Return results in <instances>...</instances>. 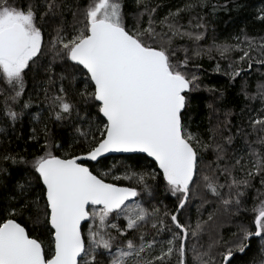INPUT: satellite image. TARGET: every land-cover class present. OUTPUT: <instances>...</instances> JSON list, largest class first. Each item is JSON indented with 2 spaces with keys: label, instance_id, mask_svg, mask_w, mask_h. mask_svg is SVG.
Instances as JSON below:
<instances>
[{
  "label": "snow or ice",
  "instance_id": "snow-or-ice-1",
  "mask_svg": "<svg viewBox=\"0 0 264 264\" xmlns=\"http://www.w3.org/2000/svg\"><path fill=\"white\" fill-rule=\"evenodd\" d=\"M204 6L190 0L159 17L151 0H0V132L29 114L28 78L80 148L63 150L45 124L38 154L0 151V264H232L253 238L252 264H264V83L244 92L260 107L242 108L236 124L231 110L221 118L208 103L207 125L194 131L191 112L202 87L196 61L239 53L228 64L235 80L245 65L264 66V39L244 34L202 47L208 25L195 9ZM183 12L195 13L186 24ZM112 152L142 153L151 163L125 165L123 175L89 166ZM161 185L175 198L171 207L153 203ZM221 213L245 214L233 239L198 246Z\"/></svg>",
  "mask_w": 264,
  "mask_h": 264
},
{
  "label": "trees",
  "instance_id": "trees-1",
  "mask_svg": "<svg viewBox=\"0 0 264 264\" xmlns=\"http://www.w3.org/2000/svg\"><path fill=\"white\" fill-rule=\"evenodd\" d=\"M157 1L158 0H152L151 2L157 3ZM225 4H227L226 8L221 7V5ZM205 5L206 6L203 7L205 9L199 7V9L195 10V12H198L205 17V21L208 20V15L212 12L213 5L217 6L216 10L220 11L221 18L218 22V26L215 27L216 29L208 28L205 40L200 42V44L204 42L202 43L203 46L201 45L202 47L207 48L211 46L213 42L208 41V38H216L220 32L224 33L227 30L232 33L233 31L234 33H241L242 37L246 34L259 41L264 39V21L258 19V13L256 14V6L264 5V0H205ZM200 9H203V11H198ZM230 9H232L233 12L235 11V14L232 16L231 14L233 12H230ZM194 14L195 13L189 12L182 14L181 22L186 24ZM68 19L70 20L71 17L69 16ZM213 21H217V19H214ZM176 43L186 42L177 41ZM219 61L222 63L223 67L225 66L228 68L229 62L234 61V59H221L219 55L213 51L211 58H209V55L205 54L199 61V64L202 67L197 74L201 77L202 87L200 91L193 94L194 98L191 112L194 131L197 130V125H200L201 129L207 125L206 118L209 114V109L207 108L208 103H212L214 106L218 107L219 111L217 115L221 118H223V113L225 111L231 110L234 114L231 118L232 123L236 124L238 122V116L236 114L239 113L242 108L253 107L257 102V100L251 102L245 100L244 92H248L249 95L255 94L257 84L264 83V66L254 63L252 67L253 69L249 70L245 65V71L241 73L240 77H236L235 80H233L228 75L214 70L213 65H217ZM256 70L257 72L255 73L254 71ZM250 73L252 74L251 76ZM26 79L27 86L24 98L27 99L28 97H31L32 107L27 110V113L29 114H26L21 121H18L14 128L7 123L3 125L5 131L0 132V151L19 152L24 156L38 154L41 144L43 143V135L40 130L45 124H47L56 142L62 146L63 150L79 153L80 148L72 143L74 132L71 128L62 126L61 124L56 123L53 119H50L52 113L47 110V104L44 100L43 93L39 91V87L36 86L31 79ZM207 89H215V91L210 92ZM15 110L19 111V108L17 107ZM36 113L40 114L39 121L34 119ZM32 128L37 130L39 141H33L30 139ZM205 156L206 161L208 162L213 159L211 153H206ZM101 160L102 163L99 164L89 162V166H94L101 171L112 170L115 175H123L125 165H130L132 169L139 171L142 169L147 170V165L151 163L149 158H147V160L145 159V155L110 156ZM10 170L13 172L18 171L16 168H10ZM107 179L109 182H115L117 184H129L128 181L124 180L112 181L111 177H108ZM157 184H159V179L157 180ZM256 187H259V185L256 184ZM155 195L157 199L154 200L153 203L158 206L161 201L169 207L174 203L175 198L171 197L170 194L165 193L162 185L159 187L158 191H156ZM255 196L256 192L254 190H249L246 193L248 207H251ZM208 211H211V205H206L204 209H201L204 219L207 218ZM188 215H190L192 220L195 221L197 218L196 208H190ZM248 215L251 214L249 213ZM244 218L245 214L242 213L240 217H234L230 220L227 215L221 213L217 220V225L220 226H214L212 229L207 230L199 240L198 246L207 245L210 240L213 239H233L232 232L236 231V223ZM119 223L123 225L126 221L121 219ZM258 247L259 239L253 238L251 241V248L246 250L245 253L234 252L232 264H252V260L256 255ZM189 260H192L191 252H189ZM218 261L219 257H217V264Z\"/></svg>",
  "mask_w": 264,
  "mask_h": 264
},
{
  "label": "rangeland",
  "instance_id": "rangeland-1",
  "mask_svg": "<svg viewBox=\"0 0 264 264\" xmlns=\"http://www.w3.org/2000/svg\"><path fill=\"white\" fill-rule=\"evenodd\" d=\"M152 1V0H151ZM190 2V0H178V3H177V0H158L157 1V3H153V4H160L161 5V7H159L158 9H157V15L159 16V17H163L164 15H166L167 13H168V11L169 10H171V11H175V9H177V8H183L184 7V5L185 4H187V3H189ZM257 8H256V14L258 13L259 14V12H260V10L261 9H263L264 8V5H258V6H256ZM196 9H199V7H197ZM195 9V10H196ZM203 9H205V8H203ZM203 9H200V10H198V11H203ZM230 12H233V10L232 9H230L229 10ZM210 12V11H209ZM209 12H206V13H209ZM229 12V13H230ZM184 13H186V12H183L182 14H184ZM181 14V15H182ZM235 14V11L231 14V16L232 15H234ZM221 15H220V11H215V12H210L209 13V15H208V20H206V22H207V25H208V28H214V29H216L215 27L216 26H218V22L220 21V17ZM230 16V17H231ZM216 20L217 19V21H213V20ZM232 21V20H231ZM220 32V31H219ZM209 36V35H208ZM235 36H241V39H243V37H242V35H241V33H234V31H233V33L232 32H229L228 30L227 31H225L224 33L223 32H220L217 36H216V38H208L207 40L208 41H211V42H213L214 40L216 41V43H222V42H225V41H227V42H229V43H234L235 41L232 39L233 37H235ZM257 41V43H259L260 41L259 40H256ZM182 42H186V41H182ZM202 43H204V42H202ZM201 43V45L203 46V44ZM238 55H239V53H232L231 54V57L230 58H232V59H236L237 57H238ZM204 56V55H203ZM202 56V57H203ZM202 57L199 59V60H197L196 61V63H199V61L202 59ZM222 62H224V61H222ZM219 63V65H220V71H216V72H219V73H224V74H226V75H228L229 77H231L230 76V74H228V73H230L231 72V69H229V68H227V67H223V65H222V63H220V61L218 62ZM213 68H214V70L216 69V64H214L213 65ZM251 69H253V68H251ZM250 70V69H249ZM255 73L257 72V70L256 71H254ZM252 74L250 73V76H251ZM257 100V102H256V105H253V107H256V108H259L260 107V101H259V98H257L256 99Z\"/></svg>",
  "mask_w": 264,
  "mask_h": 264
},
{
  "label": "water",
  "instance_id": "water-1",
  "mask_svg": "<svg viewBox=\"0 0 264 264\" xmlns=\"http://www.w3.org/2000/svg\"><path fill=\"white\" fill-rule=\"evenodd\" d=\"M126 155H145L142 153H117V152H112V153H107L105 154V157H102L100 159H104L106 157H110V156H126ZM151 160V158H149ZM92 163H96V162H92Z\"/></svg>",
  "mask_w": 264,
  "mask_h": 264
}]
</instances>
